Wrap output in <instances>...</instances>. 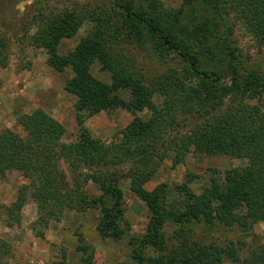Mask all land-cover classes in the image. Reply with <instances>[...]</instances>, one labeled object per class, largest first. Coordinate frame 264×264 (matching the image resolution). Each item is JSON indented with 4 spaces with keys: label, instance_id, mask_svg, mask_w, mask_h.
I'll return each mask as SVG.
<instances>
[{
    "label": "trees",
    "instance_id": "1",
    "mask_svg": "<svg viewBox=\"0 0 264 264\" xmlns=\"http://www.w3.org/2000/svg\"><path fill=\"white\" fill-rule=\"evenodd\" d=\"M180 1L174 8L161 0H107L102 8L114 11L109 15L85 8L49 13L39 8L33 17L36 33L29 36V27L22 28L33 46L45 49L51 67L75 66L68 87L78 96L79 111L136 114L148 108L152 114L145 120L135 117L123 138L108 144L92 138L79 115L80 135L66 143L65 127L53 116L42 109L23 113L18 122L24 135L0 132V180L13 170L28 175L10 208L17 217L29 200L37 204V222L44 228L68 210L92 209L99 212L104 235L119 241L125 212L121 182L129 179L130 190L152 213L147 233L129 242L139 264H264V244L242 257L234 241L206 242L192 234L201 222L248 229L264 222V72L245 61L234 35L241 25L264 49V0ZM18 2L0 0V9ZM86 21L93 23L87 36L70 56H61L63 39L75 36ZM128 45L153 57L172 53L181 67L146 76L124 53ZM9 47L0 28L2 64ZM94 60L111 72L112 84L91 76ZM122 89L130 92L129 101L120 96ZM182 115L202 121L182 132ZM191 152L228 155L246 164L226 170L223 180L214 170L211 185L199 195L183 184L186 210L166 212L164 185L152 191L145 186L166 160L177 166ZM166 217L178 224L171 236L162 233ZM38 235L44 237V231ZM146 244L154 248L153 256L144 254ZM88 250L78 248L85 253L79 264H96ZM8 254V244L1 241L0 264Z\"/></svg>",
    "mask_w": 264,
    "mask_h": 264
},
{
    "label": "rangeland",
    "instance_id": "2",
    "mask_svg": "<svg viewBox=\"0 0 264 264\" xmlns=\"http://www.w3.org/2000/svg\"><path fill=\"white\" fill-rule=\"evenodd\" d=\"M19 1L16 6L5 5L0 9V28L6 34L10 46L4 57V64L0 63V132L8 129L24 135L18 117L23 113L30 114L42 109L63 124L64 142L71 143L79 137V115L84 119V126L92 138L109 144L123 138L124 129L135 117L145 120L151 116L148 108L136 114L126 109L101 111L93 115L85 110L79 111L78 96L68 87V82L76 76L75 66L67 65L63 70L51 67L45 49L33 46L28 33L22 28L29 27V36L36 33L33 17L39 14V8L49 13L75 7L90 9L92 12L103 11L109 15L114 11L102 8L103 4L108 3L107 0ZM161 1L169 7L179 8L181 5L180 0ZM32 3L34 5L31 7ZM92 27L93 23L86 21L75 36L63 39L59 54L70 56ZM234 35L245 61L264 72V49L257 46L252 34L243 26L237 25ZM124 53L135 62L137 70L146 76L167 72L169 67H181L172 53L164 58L153 57L134 45L125 47ZM89 72L95 79L112 84V74L103 67L102 61L94 60ZM120 96L129 101L130 92L122 89ZM157 103H162L161 98H157ZM180 120L179 130L182 132L202 121L197 115H182ZM245 164L246 160L228 155L191 152L185 162L177 166H173L171 159L162 163L145 187L152 191L164 185L166 204L162 208L166 212H181L186 210V200L180 191L183 184H189L192 191L199 195L211 185L214 170L218 171L223 180L226 170L243 167ZM27 177L25 172L13 170L0 180V242L9 246V254L3 264H79L80 259L85 256V253L78 251L80 246L89 247L87 255L96 264H139L133 258L129 242L135 238L140 241V237L147 233L152 213L147 204L130 190L129 179L121 182L125 212L119 225L122 238L118 241L104 235L105 227L99 219V212L92 209L86 212L68 210L59 221H51L44 228L37 222V204L29 200L17 217L10 208L17 199L20 187L27 183ZM89 190L98 192L92 186ZM177 228L178 224L166 217L162 233L171 236ZM42 230L44 237L38 235ZM192 234L206 242L226 244L234 241L241 248L243 257L251 249L264 244V222L254 223L249 229L201 222L194 225ZM144 254L153 256L154 248L146 244ZM223 264L237 263L226 260Z\"/></svg>",
    "mask_w": 264,
    "mask_h": 264
}]
</instances>
